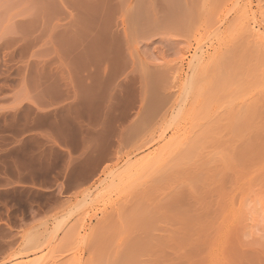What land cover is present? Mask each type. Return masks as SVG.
I'll return each mask as SVG.
<instances>
[{
	"label": "rangeland",
	"instance_id": "374dc122",
	"mask_svg": "<svg viewBox=\"0 0 264 264\" xmlns=\"http://www.w3.org/2000/svg\"><path fill=\"white\" fill-rule=\"evenodd\" d=\"M237 2L0 0V264H264V0ZM56 79L68 161L14 111Z\"/></svg>",
	"mask_w": 264,
	"mask_h": 264
},
{
	"label": "crops",
	"instance_id": "0c3cea01",
	"mask_svg": "<svg viewBox=\"0 0 264 264\" xmlns=\"http://www.w3.org/2000/svg\"><path fill=\"white\" fill-rule=\"evenodd\" d=\"M54 73L56 71L52 70ZM56 74V73H55ZM57 75V74H56ZM55 77L58 78V75ZM60 85V80L56 79L52 82H47V87L42 94H37L35 90H30L29 101H23L22 98L26 96L20 94L15 100L14 111L22 109L31 114L29 119L26 118L27 131L24 135V140L28 141L33 138H40L45 143V146L41 150L45 152L49 149L55 150L65 157L66 161L70 159H76L78 156L88 152L89 150V124L84 121L83 130L78 132L79 143L77 146H72L69 141H61L57 138L56 132L61 123V115L57 112V109L63 104H67L70 101L69 93H65L59 98L58 91H53L54 87ZM56 89V88H55ZM65 111L72 109L71 103L65 107ZM69 122H72V116L69 114ZM79 130V129H78ZM70 135V134H69Z\"/></svg>",
	"mask_w": 264,
	"mask_h": 264
},
{
	"label": "bare ground",
	"instance_id": "6f19581e",
	"mask_svg": "<svg viewBox=\"0 0 264 264\" xmlns=\"http://www.w3.org/2000/svg\"><path fill=\"white\" fill-rule=\"evenodd\" d=\"M235 1H236V0H235ZM238 3H239V0H238L237 4H238ZM234 4H235V3H234ZM237 4H235V5H237ZM239 4H240V3H239ZM239 4H238V5H239ZM234 10H235V9H234ZM234 10H233V11H234ZM228 13H229V12H228ZM226 14H227V13H226ZM196 53H197V52H196Z\"/></svg>",
	"mask_w": 264,
	"mask_h": 264
}]
</instances>
